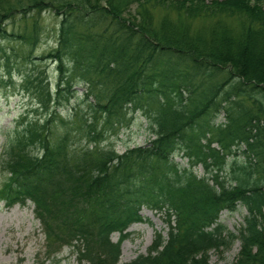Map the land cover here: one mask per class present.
<instances>
[{"label":"trees","instance_id":"obj_1","mask_svg":"<svg viewBox=\"0 0 264 264\" xmlns=\"http://www.w3.org/2000/svg\"><path fill=\"white\" fill-rule=\"evenodd\" d=\"M263 3L0 0V38L33 48L41 14L60 19L56 46L40 57L56 64L53 90L42 72L23 76L47 114L7 140L0 197L8 205L31 199L48 236L77 241L87 264H117L119 242L109 236L126 238L143 206L165 214L167 239L157 232L147 255L123 264H209L211 249L235 239L240 249L231 264H264V103L254 96L264 97ZM156 9L164 12L159 19ZM20 18L27 33L7 32L4 24ZM78 84L86 104L71 108V122L58 108ZM222 107L227 122L214 125L211 115ZM135 111L148 118L153 137L123 152L103 145L105 131L128 125ZM240 143L256 160H233L230 183L220 173ZM176 151L188 167L173 162ZM197 164L205 175L191 169ZM239 204L247 210L243 223L237 234L226 232L219 215Z\"/></svg>","mask_w":264,"mask_h":264},{"label":"rangeland","instance_id":"obj_2","mask_svg":"<svg viewBox=\"0 0 264 264\" xmlns=\"http://www.w3.org/2000/svg\"><path fill=\"white\" fill-rule=\"evenodd\" d=\"M163 13V10L156 9L155 19H159ZM38 21L39 42L30 51L33 53V63L23 58L30 50L29 43L0 38V182L5 175V169L1 167L4 158H6L3 147L10 131L16 125H22L20 122L42 119L44 114L38 100L31 95V90L25 87L22 80L24 73H34L35 75L37 71L43 72L41 75H46L49 85L52 88L55 86L56 64L47 58L41 59L40 57L56 46L60 19L52 12L46 11L41 14ZM24 24H26L24 19L20 18L15 26L8 23L6 28L9 32L24 31L27 33L28 29L23 28ZM75 89V96L60 109L66 117H72V110L69 108L76 104L82 108L86 104L83 103L82 98L85 86L78 84ZM254 96L261 98L264 103L262 94L255 92ZM233 99L240 100L253 112L258 111L257 104H253L248 97L238 96ZM225 105H229V103ZM131 114L133 119L128 125L117 127L114 131L109 129L105 131L103 145H113L118 152H122L126 147L146 144L149 138H152L148 127V118L144 113L135 111ZM259 114L261 115V113ZM263 119L264 116L261 115L262 122ZM211 121L215 125L223 126L227 122L225 109L222 107L219 110H214ZM232 149L234 152L228 155L226 168L221 174L227 181H231L230 183H235L234 180H231L234 175L231 172L233 160L237 164H246L249 157H252V161H255L256 158L249 151L244 152L246 150L244 143L234 145ZM172 160L179 168L189 166L187 158L181 151H176ZM192 169L199 176L204 174L201 164L195 165ZM236 173L238 172L236 171ZM246 213V209L242 205H238L233 212L222 211L219 220L225 225L226 231L237 233ZM141 214L144 220L132 224L127 229L130 231V235L121 243L120 262H127L140 254H146L157 231L163 230L166 235L167 227L162 213L144 208ZM118 237L117 232L111 235L112 241H117ZM47 242L39 222L34 217L33 205L15 204L7 207L0 201V264H84L78 260L76 252L71 247L60 245L51 248ZM239 247V241L234 240L227 248L223 247L220 251L211 250L209 264H230L237 256ZM54 248L55 250H53Z\"/></svg>","mask_w":264,"mask_h":264}]
</instances>
